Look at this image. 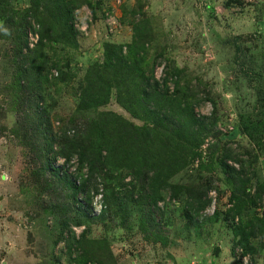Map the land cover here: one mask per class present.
Listing matches in <instances>:
<instances>
[{
	"label": "rangeland",
	"instance_id": "374dc122",
	"mask_svg": "<svg viewBox=\"0 0 264 264\" xmlns=\"http://www.w3.org/2000/svg\"><path fill=\"white\" fill-rule=\"evenodd\" d=\"M90 1L92 10L84 4L75 11L81 30L75 45L44 41L32 52L45 63L42 74L50 73L40 105L56 135L55 148L68 147L72 131L59 136L73 123L81 129L92 125L89 140L95 150L100 136L115 141L119 130L120 140L129 145L130 124H144L100 86L87 107L81 103L84 76L102 61L105 43L128 44L135 18H144L152 35L145 70L167 93L193 105L203 120L194 135L202 140L201 154L184 147L175 151L172 141L166 143V153L171 146L174 155L169 157L178 165L169 160L176 170L171 177L150 181L159 190L154 213L159 228L140 229L152 206L137 203L141 182L132 181L128 168H111V157L103 159L101 175L91 184V215L99 213L103 195L117 205L101 221L81 215L70 188L62 181L44 182L49 171H42L44 156L34 151L36 144L44 147V140L27 129L31 110L24 100L29 91L22 100L14 84L20 59L13 40L0 38V264H264V226L261 235L250 237L249 249L238 245L233 233V226L249 227L258 223L256 218L264 222V0ZM8 2L6 16L19 21L29 0ZM111 9L119 22L114 31L105 21ZM57 69L68 76L66 81L57 80ZM240 116L251 119V134L240 131ZM153 142L156 151L163 144L159 151L164 155L161 136ZM225 153L240 160L226 161L234 167L228 175L221 163ZM62 163V157L54 162L60 169ZM70 163L68 173L86 176L87 168H77L75 158ZM191 189L207 190L211 201L204 210L188 207ZM144 190L153 193L147 183ZM238 205L241 215L232 217L229 212ZM189 214L198 223H189Z\"/></svg>",
	"mask_w": 264,
	"mask_h": 264
},
{
	"label": "trees",
	"instance_id": "16d2710c",
	"mask_svg": "<svg viewBox=\"0 0 264 264\" xmlns=\"http://www.w3.org/2000/svg\"><path fill=\"white\" fill-rule=\"evenodd\" d=\"M8 1L0 0V18L4 19L1 23L3 33H0V38H11L13 40L16 57L20 59L14 84L22 100H24L23 97L26 98L24 92L29 91L24 102L29 103L31 110L29 119L31 121H27L30 126L29 128L25 126V128L29 129L32 135L36 132L37 137H42L44 140V147H39V144L34 146V151L44 156L42 171L45 173L46 170L49 171L47 177L44 178V182L47 186H52L53 183L62 181L66 187L71 189V200L74 207L77 206V210L81 215L90 216L92 214L91 184L93 181L96 182L98 175H101L103 168L101 166L105 164L103 159L111 157V168L119 166L128 168L132 181L141 182L137 203L141 204L146 201L152 206L147 208L143 221L141 218L143 224H141L140 229L143 227L142 230L147 232L149 228H159L154 220L155 210L159 209V190L154 188V183L152 184L150 181L155 180L158 176H163L167 180L176 171L171 168L170 162L178 165L177 159L173 161V158L169 157L174 155V151L171 150V146L167 149V153L165 151L167 142L172 141L171 145L175 146V151L184 147L186 151L197 156L201 154L197 149L202 140L197 139L194 135L203 128V120L195 115L193 105L167 93L165 87H161L162 82L156 80L152 72L149 75L147 74L145 70V67H148V63H145L148 49L147 41L152 38L147 20L135 18L132 39L128 44L105 43L102 61L96 62L84 76L87 85L85 90L82 91L81 97L83 107H87L88 100L91 99L90 96L96 86H100V89L105 90L109 96L114 95L126 111L143 120L144 124L140 127L130 124L127 133L130 144L128 145L122 139L120 140L123 133L119 130L115 135V141H111L106 136H100L101 140L97 141L95 150L89 140L92 125L81 129L79 125L73 123L69 129L64 130L59 136L60 138L68 137L67 133L72 131V140L68 147L59 145V149H56V135L53 133L51 124L42 110V105H40L43 100L42 86L48 81L50 73L42 74L45 63L40 62L37 56H32V52L37 50L44 41L75 45L78 37V31L75 28V11L84 4L91 10L93 6L90 0H29L28 8L23 12L20 20L15 21L13 20L14 15L9 16L8 13L6 16ZM1 27L0 29H2ZM28 30L38 35L37 43L33 47L28 45ZM29 71L32 73L31 76H28ZM56 71V78L59 82L67 80L68 76H65L62 70L57 69ZM101 74L107 76L104 78ZM245 118V116H240L239 129L244 134H251V130H254V124L251 119L245 121ZM156 135L161 136V141L164 142V155L159 151L163 144L158 145V151H156L157 148L153 142ZM117 139L118 142L116 143ZM45 146L46 149L43 150ZM90 151L93 152V156L89 155ZM229 153L223 155L221 162L227 175L234 170V167L227 164L226 161L234 159L240 162L238 158ZM58 157L64 158L63 168L61 169L54 164ZM74 158L76 159L75 165L77 168H87L86 176L78 174V171L73 174L67 172V168L74 165L70 163ZM241 164L242 168L240 169L242 170L243 163ZM184 165L185 163L179 166L184 167ZM151 172L154 173L150 177L149 173ZM52 180L54 181L51 182ZM146 183L149 188L153 189L152 194L145 193L144 185ZM164 187H167V185ZM168 187L173 188L172 186ZM185 188L187 191L190 190L188 189L190 187ZM80 195H84V200L79 197ZM235 198L236 196L232 194L231 199ZM210 201L206 189L203 191L191 189L189 192L188 207L195 210V212L204 210L210 204ZM117 203L103 195L99 213L91 215L89 219L101 221L111 209V206L117 205ZM119 203H123L120 197ZM231 212L229 213L232 217L241 215L242 207L238 205ZM193 216L194 214L186 216L189 223L195 220L196 216L194 220ZM256 219L258 223H251L249 227L245 225L233 226L234 235L239 236L238 245L245 249H249L250 237L262 234L261 227L264 226V222L259 218ZM146 221L148 222L146 223ZM79 223L81 222L79 221ZM62 224L63 229L69 227L67 220L62 221ZM258 230L259 232H257Z\"/></svg>",
	"mask_w": 264,
	"mask_h": 264
},
{
	"label": "built area",
	"instance_id": "2783aa9c",
	"mask_svg": "<svg viewBox=\"0 0 264 264\" xmlns=\"http://www.w3.org/2000/svg\"><path fill=\"white\" fill-rule=\"evenodd\" d=\"M105 21H106V24L108 26V29H110L111 31H114L115 28L118 26V24H119L118 18L115 15L113 9L105 11ZM77 24H78V22H77V20H75V28L78 31H81V30H79V27H80L79 24H78L79 27H77ZM81 29L84 30L85 28H81ZM27 38H28L29 47H33L37 43L38 35L36 33H34L33 31L28 30L27 31Z\"/></svg>",
	"mask_w": 264,
	"mask_h": 264
}]
</instances>
